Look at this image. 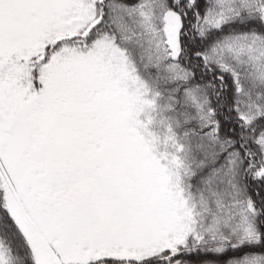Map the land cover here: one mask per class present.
Listing matches in <instances>:
<instances>
[{
  "label": "snow or ice",
  "instance_id": "snow-or-ice-1",
  "mask_svg": "<svg viewBox=\"0 0 264 264\" xmlns=\"http://www.w3.org/2000/svg\"><path fill=\"white\" fill-rule=\"evenodd\" d=\"M0 264H264V0H0Z\"/></svg>",
  "mask_w": 264,
  "mask_h": 264
}]
</instances>
